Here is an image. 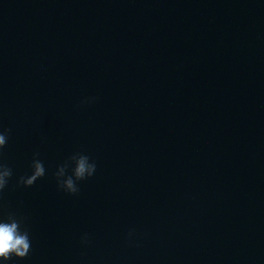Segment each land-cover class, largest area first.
<instances>
[{
    "label": "clouds",
    "instance_id": "1",
    "mask_svg": "<svg viewBox=\"0 0 264 264\" xmlns=\"http://www.w3.org/2000/svg\"><path fill=\"white\" fill-rule=\"evenodd\" d=\"M7 143V133H0V149ZM38 155V154H37ZM75 162V167L72 170V175L65 177L67 164L61 166L57 173L58 186L67 193L76 194L78 187L76 181L84 180L93 176L96 171V164L89 162V157L86 155H74L71 158ZM32 174L28 177H20L18 183L25 186L33 185L37 179L45 175L43 163L38 159H33ZM13 173L11 168L0 164V191L8 184ZM31 249V241L26 231H21L20 222L14 217L9 216L7 222L0 221V259L8 261L12 256L24 258L28 255Z\"/></svg>",
    "mask_w": 264,
    "mask_h": 264
}]
</instances>
